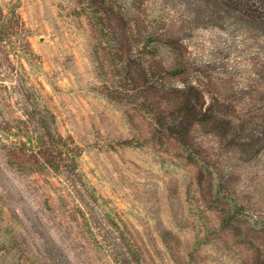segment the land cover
Returning a JSON list of instances; mask_svg holds the SVG:
<instances>
[{"label":"rangeland","instance_id":"374dc122","mask_svg":"<svg viewBox=\"0 0 264 264\" xmlns=\"http://www.w3.org/2000/svg\"><path fill=\"white\" fill-rule=\"evenodd\" d=\"M225 1L142 0L134 7L119 0L105 13L98 0H0L6 10L17 7L31 32L34 54L16 63L26 69L30 103L50 109L58 131L81 149L80 176L21 167L8 156L13 138L0 130V264H246L249 244L220 229L218 202L230 198L218 180L206 171L201 178L174 144L151 139L150 118L138 103L113 97L125 82L95 53L98 17L109 35L118 9L159 17L180 35L175 54L184 71L176 83L187 79L208 100L250 112L264 105V17H230ZM139 49L148 51L143 41ZM13 95L12 102L22 99ZM9 110L17 125L21 109ZM3 111L0 102V122ZM235 210L234 227L250 223L262 239L264 212Z\"/></svg>","mask_w":264,"mask_h":264},{"label":"trees","instance_id":"16d2710c","mask_svg":"<svg viewBox=\"0 0 264 264\" xmlns=\"http://www.w3.org/2000/svg\"><path fill=\"white\" fill-rule=\"evenodd\" d=\"M118 1L98 0V4L102 12L108 13L109 4H120ZM139 3L142 0H132L134 7ZM224 3L230 17H264V0ZM118 12L122 17H109L110 35L102 17L94 23L95 53L106 56L125 82L111 94L139 104L151 120L153 141L174 144L197 165L201 178L206 171L205 176L218 180V191L230 198L218 202L223 206L220 229L249 244L252 251L246 264H264V235L260 239L250 223L243 230L232 224L238 207L264 212V105L254 104L250 112H240L237 103L225 105L218 98L208 100L204 89L187 79L185 85H178L176 81L184 70L175 54L180 36L175 26H168L159 17H134L130 8ZM259 25L264 31V21ZM30 36L17 7L6 10L0 2V102L5 111L0 130L13 138L7 145L9 159L21 167H49L80 176L79 145L72 136L65 137L58 131L56 116L50 109L36 100L30 103L33 89L27 83L26 69L16 64L22 53L34 54ZM142 41L147 52L139 49ZM169 60L172 65L166 64ZM129 85L134 86L130 89ZM15 91L28 103H22L21 98L12 102ZM17 104L21 115L16 125L9 107ZM35 114L40 126L31 129L28 122ZM25 115L28 119H23Z\"/></svg>","mask_w":264,"mask_h":264}]
</instances>
